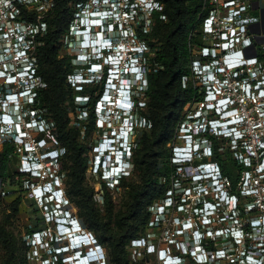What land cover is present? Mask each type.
Returning a JSON list of instances; mask_svg holds the SVG:
<instances>
[{"label":"built area","instance_id":"obj_1","mask_svg":"<svg viewBox=\"0 0 264 264\" xmlns=\"http://www.w3.org/2000/svg\"><path fill=\"white\" fill-rule=\"evenodd\" d=\"M202 3L199 33L192 32L200 38L190 43L188 72L182 76L183 86L193 84L197 94L186 104L194 107L180 122L181 138L173 144L172 162L177 169L166 196L149 208L147 227L152 230L133 238L131 245L142 256L158 250L163 255L161 259L169 264H264V14L258 12L263 9L264 0H202ZM73 4V18L61 39L62 45L73 49L72 59L77 58L88 67L81 43L87 37L88 43L93 44L95 36L102 35L110 39L108 46L115 47L116 59L111 61L125 73L117 75L127 82L122 84L132 93L142 89L147 83L146 59L142 54L148 46L139 38L138 31L151 29L155 13L167 18L165 3L85 0ZM54 8L55 0H0V97L4 84L11 89L5 92L0 106V132L15 145L27 139L21 143L27 154L26 165L19 172L25 173L24 182L31 199L44 213V220L53 223L59 209L52 207V195L42 193L41 189L61 185L66 175L59 161L61 152L46 146L48 141L55 140L47 120L31 115L29 105L39 87L45 86L38 75L37 54L49 27L46 19ZM71 75L79 83H94L103 78L102 73L95 80L83 72ZM104 93L96 103L97 115L108 110L119 116L115 101L111 107L102 105ZM116 93L112 96L119 99L117 95H124L125 91L117 87ZM78 97L84 104L89 100V96ZM130 112L135 126L136 111ZM97 122L104 128L99 118ZM212 144L218 155L235 163L238 176L235 186L224 172L221 159H207L214 155ZM189 145L195 151L182 156L181 151ZM36 161L42 169H36ZM91 170L99 175L95 163ZM131 171L126 168V175ZM19 177L10 183L16 184ZM100 178L109 187H117L121 180L106 172ZM11 192L3 190V195ZM94 197L102 200L101 188ZM171 211L187 212L181 218L175 217L178 232L166 233L178 250L175 254L171 246L157 249L153 236V228L161 230L166 222H171ZM75 221L80 223L78 219ZM80 228L88 237H96L81 224ZM225 235L232 240L221 242V247H212L218 236ZM54 241V234L48 233L46 227L28 234L29 258L37 264L55 263L54 259L59 262L57 251L61 252L62 247L54 246L57 245ZM70 260L67 258L62 264H70Z\"/></svg>","mask_w":264,"mask_h":264},{"label":"trees","instance_id":"obj_2","mask_svg":"<svg viewBox=\"0 0 264 264\" xmlns=\"http://www.w3.org/2000/svg\"><path fill=\"white\" fill-rule=\"evenodd\" d=\"M77 1L85 0H55L54 12L46 19L49 27L41 38L42 43L38 47L37 54L38 75L42 77L45 86L39 87L38 94L30 102L29 108L32 111L31 115L40 119H48L47 125L55 140L61 142L63 148H67L66 159L69 160H64L63 154L59 158L62 159L60 162L62 170L65 171V175L68 171L71 188L78 196V201L86 207L91 216H94L97 214L93 201L95 189L86 182L90 160L88 149L79 141L78 130L68 127V123L71 113H77L83 117L84 113L88 112L90 122L87 125L88 133L99 129L96 125L95 102L105 91L106 79L104 76L103 79L91 83L94 88L88 95L89 99L91 98L89 104L81 102V104H75L73 100L69 105L65 104L71 93V85L67 82V78L80 70L70 61V57H60L59 49L62 45L61 39L68 31L74 15L73 3ZM161 1L165 3L164 13L167 18L163 19L159 13H155L151 29L148 32L138 31L139 38L146 41L148 46L142 54L146 59L147 83L139 90V94L136 93L137 91L133 92L136 99V114L142 123L145 122L146 130L141 137L133 140L135 161L133 164L136 167L142 165L143 181L132 192L127 213L122 217L124 230L117 238L106 232L110 220L105 223L98 217L94 220L103 229L102 232L107 234L106 239H112L113 253L121 264H130L124 247L133 238L140 236L137 224L148 225L151 217L149 208L160 202L171 186V176L175 173L177 165L172 162L173 147L168 152L166 143L173 138L175 129L178 130L177 124H180L186 116L183 114L184 106L197 94L193 84L188 87L183 86L182 76L188 72L191 59L190 43L198 42L200 38L192 32L199 33L202 0ZM144 106H147L148 111L144 110ZM80 118L78 120L82 121ZM51 124L55 125V129ZM149 125L151 130L148 131ZM42 136L44 133L40 137ZM17 155L15 144L11 140H4L3 150L0 152V182L10 178L14 181L17 175L23 179L25 173L19 172L15 165L18 160ZM219 158L224 172L230 176L235 186L238 180L235 163L230 159H223L221 155H218ZM129 181L127 177L121 178L116 189L126 186ZM101 185L104 200L109 205L112 197L111 189L104 180H101ZM20 200L21 197L14 200L15 208H18ZM108 210L111 211L110 208ZM39 221L45 222L43 215ZM38 226L37 222L33 228L29 229V234L42 229ZM0 241L7 253L3 264H10L15 257L17 242L9 236L8 230L2 223H0ZM213 243L214 241L211 240V244ZM61 257L58 264H62Z\"/></svg>","mask_w":264,"mask_h":264},{"label":"rangeland","instance_id":"obj_3","mask_svg":"<svg viewBox=\"0 0 264 264\" xmlns=\"http://www.w3.org/2000/svg\"><path fill=\"white\" fill-rule=\"evenodd\" d=\"M65 39V38H64ZM147 43V42H146ZM78 47V45H77ZM72 50L70 48H67L65 44L60 47L59 49V56L60 57H65L68 56L70 57V61L74 65H76L77 69L80 70L79 72L83 71V68H85V65L82 61L78 60L77 58L72 59ZM67 82L71 85V93L69 94V99L65 102L66 105H69L71 101L73 100L75 104H81L79 95H89V92L94 88L91 83H79L76 82L75 79L72 77V75H69L67 78ZM139 94V91L136 92ZM136 94V95H137ZM71 95V96H70ZM121 95H123L121 93ZM120 95V97H121ZM147 100V99H146ZM145 100V101H146ZM119 102V101H118ZM111 107V106H110ZM144 110L148 111L147 106H144ZM81 117V118H80ZM89 113L87 112L86 114L83 115H78L77 113H71L69 116V123L68 127H74L78 130V139L81 143L86 145V148L88 149V154L90 157V160L88 161V167H87V174H86V182L91 184L94 189L95 193L98 189H102L101 185V178L97 173L93 174L90 172L92 169V164H94V155L96 153V149L94 148V145L99 144L100 138L106 136L107 134H110L109 128H101L98 126V122L96 120V125L97 128L96 130H93L90 134L88 133L87 130V125L90 123L88 120ZM78 118L82 119V121H79ZM48 120V119H47ZM49 120H52L49 118ZM78 120V121H77ZM135 133L133 136L130 134V140L131 138L133 140H137L139 137H141L144 133L145 130V122L140 120V118L135 115ZM101 123V122H99ZM52 128L55 129V125L51 124ZM179 124H177V127ZM150 125L148 126L147 130L150 129ZM152 133V132H151ZM182 132L178 131L175 129L173 138H171L167 143H166V149L169 150L170 152L171 147H173L174 142H177L180 138ZM8 140V137L0 132V152L3 150V141ZM27 139H23L20 142H16V147L21 146L20 149L17 150L18 155L16 156V159H18L15 163L18 171L23 169V167L26 165L24 162V159H26V155L24 154V149L25 147L21 145L23 142H25ZM177 140V141H176ZM116 142H120L125 144V139L117 138ZM122 144V145H123ZM49 145L58 148V150L63 154L64 160H69L66 159L68 156V151L67 148L62 147L61 142H57L56 140L52 139L51 141H48L46 146L48 147ZM134 157V155H133ZM62 159L59 161L61 162ZM134 161V159H133ZM71 163V162H70ZM135 163V161H134ZM61 164V163H60ZM135 172L133 173V171ZM67 171V170H66ZM92 171V170H91ZM143 167L142 165H138L137 167L134 166L133 170L131 171V174L126 176L128 178L129 183L124 186V187H119L116 189V187H109L111 189L112 197H111V203L107 205V202L104 200V196L101 201L96 200L94 195H93V201L95 204V209L96 213L93 217L89 213V211L82 205L81 202L78 201V196H76L73 193V189L71 188V182H70V177L68 175L64 176L63 181H62V188L64 189V193L69 199L68 206L70 207L71 211L73 214H75L80 222V224L88 231H91L94 236H96L98 242L102 245L103 251L105 253V256L107 258V264H121L119 260L115 257L111 245L112 239H106L107 234L112 235L114 237H118L124 230V225L122 223V217L127 213L129 203L132 199V192L134 189H136L138 186L141 185L143 181V175H142ZM90 172V173H89ZM10 179H7L6 181L0 182V223H2L6 229L9 232V236L14 238L15 241L17 242V249L15 251V257L13 261L10 264H37L33 259L31 260L29 257L31 256L30 249L28 248V243H27V238L29 234V229L34 227V225L38 222V227L47 228L48 233H52L55 236V241L54 245L56 247L60 246H65L69 248V250L59 252L57 251L58 254H62L64 256H72L73 250L72 248L74 246H77L76 241V236L73 238L65 236L62 238L61 235H57V227L56 223L54 222H47V221H39L40 217L44 214L41 210V208L36 204V202L31 199V194L29 189L27 188L26 182H24L25 178H19L18 182L15 184H11ZM3 190H11L12 192L7 195H3ZM94 193V194H95ZM2 195V196H1ZM18 197H21V200L19 202L18 208H15L14 200L18 199ZM35 202V203H34ZM38 207V209H36ZM188 208L189 205H186ZM108 208L111 209V211L108 210ZM187 212H169L170 215V221L171 222H166L164 227L160 230L154 229L155 235V243L157 244V249L158 248H168L171 246L172 248V253L178 252L177 248L175 245L171 244L169 241V238L166 233H177V227H179V222L177 219H175L176 216H179L180 218L184 216V214ZM99 218L103 223L108 222L107 227H106V232L107 234H104L102 232V228L100 225H98L96 222H94L95 218ZM169 220V218H168ZM138 226V235L142 236L146 234L148 231L152 230L147 226L141 225L140 223L137 224ZM165 226L167 230H165ZM159 232V233H158ZM189 234V232L187 233ZM139 236V237H140ZM186 240H189V236H185ZM231 236H218L216 240V244L212 245V247H221V242H224L228 240ZM132 241V240H131ZM131 241L129 244L125 245L124 249L125 252L128 255L130 264H169L167 263L168 261L162 260L161 257L163 255L158 253V250L152 253H149L147 255H139L138 249L133 247L131 245ZM76 242V243H75ZM76 244V245H75ZM175 247V248H174ZM32 249V248H31ZM7 253L4 248V245L0 241V264H3L4 259L6 258ZM55 263L51 264H58V261L56 259ZM187 259L186 261H188ZM80 261V260H79Z\"/></svg>","mask_w":264,"mask_h":264},{"label":"clouds","instance_id":"obj_4","mask_svg":"<svg viewBox=\"0 0 264 264\" xmlns=\"http://www.w3.org/2000/svg\"><path fill=\"white\" fill-rule=\"evenodd\" d=\"M94 35V34H93ZM89 40L86 37L83 39V42L81 43V46L85 47L84 52L86 55V58L88 60V74L93 76V80L95 78L97 79V75L99 73H102L103 77L105 76V93L104 97L108 94V90H110L111 96H115L116 88L112 86H118L120 91L123 89V81L120 80L119 77H115V74H125L124 71H120V68L116 65H113V61L115 60V47L108 46L110 45V39L104 38V37H97L95 36L94 43L89 44ZM107 57V61H104V57ZM109 68H111L109 70ZM115 73V74H114ZM110 78V80L107 82V78ZM103 79V78H102ZM100 80V79H99ZM115 80V83L113 81ZM10 85L4 84L3 85V92L1 93L0 97V106L3 103V100L5 98V92H10ZM117 94V93H116ZM112 96V97H113ZM119 99H116L113 97V100L115 101V106L120 109V113H128L131 116V110L135 109V101L134 94L129 90V92L124 93V97L122 98L123 104L119 103L120 96L117 95ZM106 108L109 106L104 101V98L102 99ZM127 103H126V102ZM132 117V116H131ZM97 118L105 119L109 123L113 125H118L121 123V118L119 116L114 117L110 114L108 110H105L103 114L97 115ZM133 120V118H132ZM110 130V127H108ZM132 132V134H131ZM130 134L133 136L134 134V128L132 131H130L128 136V142L126 147L128 146V151L125 147H123L122 143L116 142V146L118 148H123V159H104L101 163H96L97 168H99V173H109L110 175L118 176L119 178L126 177L125 169L128 168L129 170H133L134 164H133V139L130 140ZM199 140V139H197ZM100 141H102V138H100ZM191 143V141L189 142ZM193 150L192 146H185L184 150L181 151L182 156H188L191 154ZM36 169L40 170L42 167L39 166V161H36ZM213 168L212 166L210 167ZM47 192L52 195V198L54 202H52V207H57L59 209L58 212H56V218H54V222L56 223L57 227V235H61L62 238L65 236V238L70 237L73 238L76 236L77 246H74L72 250H74V254L81 253L84 257L89 258L88 264H107V258L105 256V253L103 251L102 245L98 242L97 238L95 237H88L85 233V231L80 228V223L78 221H75V219H78L75 214L72 213L70 207L68 206L69 199L64 193V189L61 185L54 184L49 185L48 189L42 188L41 192L44 193ZM76 243V242H75ZM76 245V244H75ZM65 246H61V252L69 250L65 248ZM76 248V249H75ZM63 254V253H62ZM60 254V257L62 259V263L71 256H64ZM71 259V258H70ZM78 260V259H77ZM180 264H185V262H180Z\"/></svg>","mask_w":264,"mask_h":264},{"label":"flooded vegetation","instance_id":"obj_5","mask_svg":"<svg viewBox=\"0 0 264 264\" xmlns=\"http://www.w3.org/2000/svg\"><path fill=\"white\" fill-rule=\"evenodd\" d=\"M257 7H258V3L256 2V3L254 4V8L257 9ZM256 11H257V10H256ZM258 12L260 13V15L264 14V7H263V9L258 10ZM82 72H83L84 75L88 74V67L83 68V71H82ZM81 96L86 97V96H88V95H81ZM90 99H91V98H90ZM90 99H89V100H90ZM89 100H88V101H85L86 104H89V102H90ZM98 100H99V99L96 100L95 105H96V103H97ZM193 107H194V105H190V107H186V105H185V106H184L183 114H184V115L189 114V113L192 111ZM190 108H191V109H190ZM176 141H177V140H176ZM174 143H175V142H174ZM95 146H96V145H94V148H95ZM212 148H213L214 155H213V157H211V158H207V159H218V153H217V149H216L215 145L212 144ZM95 149H96V148H95ZM95 155H96V153H95ZM95 155H94L93 159L95 158ZM219 159H220V158H219Z\"/></svg>","mask_w":264,"mask_h":264},{"label":"bare ground","instance_id":"obj_6","mask_svg":"<svg viewBox=\"0 0 264 264\" xmlns=\"http://www.w3.org/2000/svg\"><path fill=\"white\" fill-rule=\"evenodd\" d=\"M101 37H102V35H100L99 38H101ZM122 98H125L124 95L121 96L119 103L123 104ZM77 241H79V240H77ZM73 252H74V250H73ZM70 258H71L70 264H88V260H89V258L84 257L83 254H81V253L72 254V256Z\"/></svg>","mask_w":264,"mask_h":264}]
</instances>
